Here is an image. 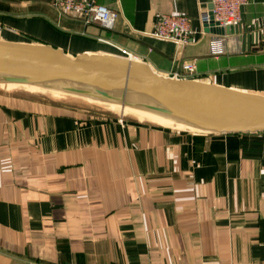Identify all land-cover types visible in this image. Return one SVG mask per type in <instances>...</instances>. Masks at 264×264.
<instances>
[{"label":"crops","instance_id":"crops-1","mask_svg":"<svg viewBox=\"0 0 264 264\" xmlns=\"http://www.w3.org/2000/svg\"><path fill=\"white\" fill-rule=\"evenodd\" d=\"M94 1L118 12L112 28L51 0H0V39L124 48L166 76L196 60L197 80L264 95V0L242 8L219 57L207 0ZM163 14L190 17V44L149 34ZM1 86L0 264H264V132L80 113Z\"/></svg>","mask_w":264,"mask_h":264},{"label":"water","instance_id":"water-1","mask_svg":"<svg viewBox=\"0 0 264 264\" xmlns=\"http://www.w3.org/2000/svg\"><path fill=\"white\" fill-rule=\"evenodd\" d=\"M14 83L154 112L201 132H264V95L166 76L145 61L117 54L70 55L49 44L0 39V84ZM31 96L80 113L108 116L46 96Z\"/></svg>","mask_w":264,"mask_h":264},{"label":"built area","instance_id":"built-area-1","mask_svg":"<svg viewBox=\"0 0 264 264\" xmlns=\"http://www.w3.org/2000/svg\"><path fill=\"white\" fill-rule=\"evenodd\" d=\"M250 0H207L201 8L200 21L203 31L212 32L210 41L211 54L215 57L226 52V32L232 30L241 21L242 8ZM62 12L80 14L86 24L99 22L105 28H112L118 12L96 1L88 0H51ZM223 30V31H221ZM191 19L184 14H163L159 17L155 29L149 34L163 40L190 44L192 42ZM121 56L137 59L130 51L119 48ZM138 60V59H137ZM198 72L196 60L182 61L171 77L194 79Z\"/></svg>","mask_w":264,"mask_h":264},{"label":"rangeland","instance_id":"rangeland-1","mask_svg":"<svg viewBox=\"0 0 264 264\" xmlns=\"http://www.w3.org/2000/svg\"><path fill=\"white\" fill-rule=\"evenodd\" d=\"M194 76H195L194 79L199 78V73H196V75H194ZM1 87L2 86L0 84V90L3 89ZM11 89H13V88H11ZM12 92H14L16 94L23 95V96L42 95V96H46L48 98L54 99L56 101L65 102L68 104L77 105V106H81V107H86V108H90V109H93L96 111L106 112V113H110V114L120 113L121 114L120 116L123 117L124 119L126 118V119H136L137 120V119H140V118H138L139 116L143 115L142 119L144 121L155 120L157 122L159 121V123H161V122L164 123V120H161V119L155 118V117L153 118V117H151L152 114L148 115V114H146L147 112H144L143 110H138L136 108L133 109V108H128V107L123 108L122 106L115 104V103H108V102H105V101L99 100V99H92V98L89 99L87 97L85 98L84 96H80V95H76V94H72V93L66 92L67 93L66 94V93H62L61 91L51 92L49 90L44 91V92L39 91L36 93V92L28 91L24 87L14 88V90H12ZM148 118H151L152 120L148 119ZM167 126H169V125H167ZM171 127H173V126H171Z\"/></svg>","mask_w":264,"mask_h":264},{"label":"bare ground","instance_id":"bare-ground-1","mask_svg":"<svg viewBox=\"0 0 264 264\" xmlns=\"http://www.w3.org/2000/svg\"><path fill=\"white\" fill-rule=\"evenodd\" d=\"M11 85H17V86H24V87H27V88H30V89H35V90H38V91H42V92H44V91H51V92H53V91H60V90H57V89H46V88H42V87H39V86H36V85H28V84H17V83H14V84H11ZM62 93H66V92H64V91H61ZM56 94V93H55ZM67 94V93H66ZM85 98H86V96H84ZM87 98H89V99H91L90 97H87ZM93 99V98H92ZM113 105V104H112ZM128 108H132V107H128ZM134 109V108H133ZM138 110H140V109H138ZM144 112H147L146 114H148V115H150V114H152V116L151 117H155V118H159V119H161V120H164V122H168V123H171V124H175V125H177L178 127H180V128H188V129H191V130H193V131H199V129L198 128H195V127H192V126H190V125H188V124H185V123H183V122H181V121H178V120H174V119H171L170 117H167V116H164V115H161V114H157V113H154V112H148V111H144ZM138 118H140V119H142L143 118V115L142 116H139ZM145 118V117H144ZM147 118V117H146ZM148 119H151V118H148ZM152 120V119H151ZM153 121H155V120H153ZM159 122V121H158ZM163 123V122H162Z\"/></svg>","mask_w":264,"mask_h":264}]
</instances>
